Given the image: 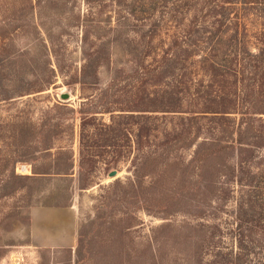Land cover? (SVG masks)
I'll use <instances>...</instances> for the list:
<instances>
[{
	"label": "trees",
	"instance_id": "obj_1",
	"mask_svg": "<svg viewBox=\"0 0 264 264\" xmlns=\"http://www.w3.org/2000/svg\"><path fill=\"white\" fill-rule=\"evenodd\" d=\"M110 1L118 24H139L140 54L131 49V70H117L80 111L81 179L99 164L121 171L131 158V174L107 188L124 187L122 200L166 219L140 232L132 264H264V0ZM100 28L83 33V48L94 53L72 83L100 85L87 80L110 60L88 46L89 33ZM114 32L108 44L121 30ZM6 66L0 59L2 87ZM51 79L37 74L33 83L44 91ZM106 104L113 105L109 121L95 111ZM70 163L73 170L72 157ZM47 173L23 175L14 165L0 189L11 193ZM126 209L119 220L129 234L143 223L131 225ZM86 228L79 264L88 260Z\"/></svg>",
	"mask_w": 264,
	"mask_h": 264
},
{
	"label": "rangeland",
	"instance_id": "obj_2",
	"mask_svg": "<svg viewBox=\"0 0 264 264\" xmlns=\"http://www.w3.org/2000/svg\"><path fill=\"white\" fill-rule=\"evenodd\" d=\"M116 7L110 0H0V59L7 65L2 70L6 86H0V188L14 165L23 175H33V169L49 172L31 177L11 193L0 189V264H79L76 249L83 226L89 250L84 264H132L140 232L166 221L158 213L139 210L133 200H122L124 187L107 188L131 174V158L120 163L117 177L102 164L85 180L79 174L80 111L87 107L85 101L103 93L99 88L117 70H131V49L140 54L134 39L139 24H118ZM96 26L101 28L89 33L88 46L100 47L99 54L110 60L87 80L100 85L72 83L84 56L94 53L83 48V33ZM117 28L121 32L108 44ZM37 74L51 76L55 83L37 91ZM110 106L95 109L96 115L109 121ZM48 118L54 131H47ZM127 207L133 211L128 222L143 223L129 234L121 230L125 223L119 220ZM34 215L41 224L37 230ZM52 237L59 244L46 242Z\"/></svg>",
	"mask_w": 264,
	"mask_h": 264
},
{
	"label": "crops",
	"instance_id": "obj_3",
	"mask_svg": "<svg viewBox=\"0 0 264 264\" xmlns=\"http://www.w3.org/2000/svg\"><path fill=\"white\" fill-rule=\"evenodd\" d=\"M33 219H34V223H35V229L37 230V229L40 228V225L41 224L38 223L39 220H38V218L35 215L33 216ZM46 242L49 243V244H53V245L59 244V240L58 239H55L53 237L47 239Z\"/></svg>",
	"mask_w": 264,
	"mask_h": 264
},
{
	"label": "water",
	"instance_id": "obj_4",
	"mask_svg": "<svg viewBox=\"0 0 264 264\" xmlns=\"http://www.w3.org/2000/svg\"><path fill=\"white\" fill-rule=\"evenodd\" d=\"M66 97H67V94H66ZM118 174H119V172L117 171V170H113L112 172H111V176H118Z\"/></svg>",
	"mask_w": 264,
	"mask_h": 264
}]
</instances>
